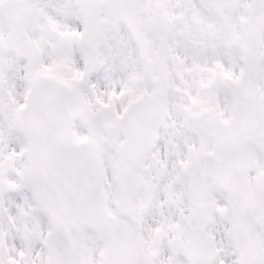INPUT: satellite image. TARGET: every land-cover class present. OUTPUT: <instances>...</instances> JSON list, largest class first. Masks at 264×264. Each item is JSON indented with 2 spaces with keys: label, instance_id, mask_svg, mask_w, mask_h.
<instances>
[{
  "label": "snow or ice",
  "instance_id": "1",
  "mask_svg": "<svg viewBox=\"0 0 264 264\" xmlns=\"http://www.w3.org/2000/svg\"><path fill=\"white\" fill-rule=\"evenodd\" d=\"M0 264H264V0H0Z\"/></svg>",
  "mask_w": 264,
  "mask_h": 264
}]
</instances>
